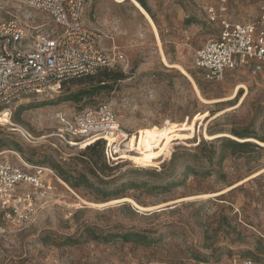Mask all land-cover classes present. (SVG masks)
<instances>
[{
    "label": "rangeland",
    "instance_id": "rangeland-1",
    "mask_svg": "<svg viewBox=\"0 0 264 264\" xmlns=\"http://www.w3.org/2000/svg\"><path fill=\"white\" fill-rule=\"evenodd\" d=\"M144 2L160 43L132 0H86L83 21L124 54L122 65L0 109V158L40 171L48 186L30 221L0 218V264H230L235 255L264 264V145L252 139L264 142V74L210 81L194 63L222 19L257 22L264 0ZM0 8L27 29L51 26L25 0ZM106 103L144 153L109 165L101 146L58 136L59 112Z\"/></svg>",
    "mask_w": 264,
    "mask_h": 264
},
{
    "label": "built area",
    "instance_id": "built-area-1",
    "mask_svg": "<svg viewBox=\"0 0 264 264\" xmlns=\"http://www.w3.org/2000/svg\"><path fill=\"white\" fill-rule=\"evenodd\" d=\"M25 1L47 15L51 26L27 29L17 18H6L0 8V109L8 108L23 94L41 92L67 79L116 68L124 62L121 51L105 48L99 30L84 23L86 0ZM194 63L210 81H221L229 71L243 68L254 75L264 74V13L257 22L222 19L219 36L197 50ZM57 121L58 136L69 144L103 142L106 161L111 165L136 149L110 104L71 116L59 112ZM41 174L0 158V218L21 222L33 218L36 201L48 189ZM230 264L261 263L253 257L235 255Z\"/></svg>",
    "mask_w": 264,
    "mask_h": 264
},
{
    "label": "bare ground",
    "instance_id": "bare-ground-1",
    "mask_svg": "<svg viewBox=\"0 0 264 264\" xmlns=\"http://www.w3.org/2000/svg\"><path fill=\"white\" fill-rule=\"evenodd\" d=\"M117 1H123V0H117ZM132 2L135 4V6L140 10V12L146 17V19H148V21L150 22V24L152 25L153 29H154V32H156V35L158 37V40H159V43L161 42L160 41V37H159V33H158V29H157V26L151 16V14L141 5V3L138 1V0H132ZM163 52V51H162ZM163 59H164V62L167 64V65H171L168 63L165 55L163 54ZM172 66H179V65H176V64H173ZM181 70L183 71V73L185 75H187L192 81L193 83L196 85L194 79L192 78V76L185 70L183 69L181 66H180ZM244 87V86H243ZM235 97V93L231 96V97H228L229 99H233ZM226 99V98H225ZM224 99V100H225ZM222 100V99H221ZM220 101V100H219ZM5 120V119H4ZM0 121H3L2 118H0ZM10 123V122H9ZM162 133H158L155 136L154 140L158 139L159 136H161ZM232 136V135H231ZM152 137L150 132L148 131H145V135H144V141H149V138ZM234 138L238 139L239 141L240 140H245V139H240L239 137H236V136H233ZM132 141L135 143V137H131ZM247 139H251V138H247ZM254 141H257L258 143L264 145V142L258 140V139H255V138H252ZM111 140H114L113 137H111ZM135 145H137L135 143ZM136 150H139L141 153H144V151L141 150V148H139L138 146L136 147Z\"/></svg>",
    "mask_w": 264,
    "mask_h": 264
},
{
    "label": "trees",
    "instance_id": "trees-1",
    "mask_svg": "<svg viewBox=\"0 0 264 264\" xmlns=\"http://www.w3.org/2000/svg\"><path fill=\"white\" fill-rule=\"evenodd\" d=\"M140 3H141V5L150 13V10L148 9V7H147V5H146V3L144 2V0H138ZM106 70H108V72H106V75H108L109 76V74H112V72L111 71H109V69H106ZM112 77H116V74L115 75H113ZM247 142H243V143H234V145L235 146H237V147H240V146H244L245 144H246ZM88 146V147H87ZM86 147L88 148V149H93V148H95V147H98V146H101V149H102V154H103V157H104V159H105V161H106V158H105V151H104V143L103 142H101V141H97V142H95V143H93V144H89V145H87ZM107 162V161H106ZM108 163V162H107ZM110 165V164H109ZM131 235H137V234H126L124 237L126 238V239H129V237L131 236Z\"/></svg>",
    "mask_w": 264,
    "mask_h": 264
},
{
    "label": "crops",
    "instance_id": "crops-1",
    "mask_svg": "<svg viewBox=\"0 0 264 264\" xmlns=\"http://www.w3.org/2000/svg\"><path fill=\"white\" fill-rule=\"evenodd\" d=\"M85 23V22H84ZM86 24V23H85Z\"/></svg>",
    "mask_w": 264,
    "mask_h": 264
}]
</instances>
